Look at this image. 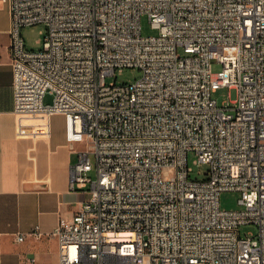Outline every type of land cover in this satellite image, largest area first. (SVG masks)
Listing matches in <instances>:
<instances>
[{
  "label": "built area",
  "instance_id": "1",
  "mask_svg": "<svg viewBox=\"0 0 264 264\" xmlns=\"http://www.w3.org/2000/svg\"><path fill=\"white\" fill-rule=\"evenodd\" d=\"M0 1L14 112L60 115L66 143L85 145L69 183L84 199L47 234L58 264H264V0ZM37 24L27 50L21 30ZM124 68L140 76L106 82ZM226 86L236 99L217 105ZM225 191L240 210L220 209Z\"/></svg>",
  "mask_w": 264,
  "mask_h": 264
},
{
  "label": "crops",
  "instance_id": "2",
  "mask_svg": "<svg viewBox=\"0 0 264 264\" xmlns=\"http://www.w3.org/2000/svg\"><path fill=\"white\" fill-rule=\"evenodd\" d=\"M9 23L8 5L0 1V264H58L56 241L47 234L84 199L69 183L85 145L66 143L63 118L56 114L34 116L36 132H23L30 122L13 110ZM36 225L39 239L29 235Z\"/></svg>",
  "mask_w": 264,
  "mask_h": 264
},
{
  "label": "rangeland",
  "instance_id": "3",
  "mask_svg": "<svg viewBox=\"0 0 264 264\" xmlns=\"http://www.w3.org/2000/svg\"><path fill=\"white\" fill-rule=\"evenodd\" d=\"M140 32L143 37L147 36H156L158 31L151 27L148 17L146 15L140 16ZM45 31V27L43 24L32 25L28 27H24L21 30V36L24 40L25 47L27 50L36 51L41 47V41L43 37V33ZM222 65L216 62H212L211 64V72L216 74L221 71ZM140 76V71L135 68H124L121 71H116L113 76H109L106 79V82L109 84H130L134 80H136ZM212 99L216 101L217 105H220L222 102L233 101L236 99V90L230 87H222L218 89L216 92L212 93ZM52 103V95L47 93L43 98V104L48 105ZM24 121L26 120L30 124L25 126L23 132H27V134L31 135L33 132L35 133L37 130V126H33L32 123H36L33 115H23ZM88 157L90 161L94 162L93 154H89ZM196 160V156L193 153H189L187 156L188 167L191 168L190 176L191 178L203 179V172L207 168L205 164H196L194 161ZM89 177L94 180L95 173L91 172ZM240 198L239 192L235 191H225L220 194L219 197V206L222 210H240L241 205L238 200ZM255 231V227L252 225H244L239 227L240 236H244L247 232Z\"/></svg>",
  "mask_w": 264,
  "mask_h": 264
}]
</instances>
